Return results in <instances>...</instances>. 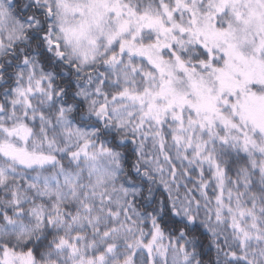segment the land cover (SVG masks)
Segmentation results:
<instances>
[{
  "label": "snow or ice",
  "instance_id": "1",
  "mask_svg": "<svg viewBox=\"0 0 264 264\" xmlns=\"http://www.w3.org/2000/svg\"><path fill=\"white\" fill-rule=\"evenodd\" d=\"M0 264H264V0H0Z\"/></svg>",
  "mask_w": 264,
  "mask_h": 264
}]
</instances>
